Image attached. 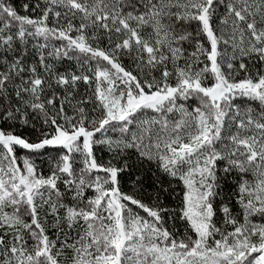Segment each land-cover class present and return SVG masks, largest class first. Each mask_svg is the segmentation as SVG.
<instances>
[{"label": "snow or ice", "instance_id": "obj_1", "mask_svg": "<svg viewBox=\"0 0 264 264\" xmlns=\"http://www.w3.org/2000/svg\"><path fill=\"white\" fill-rule=\"evenodd\" d=\"M0 264H264V0H0Z\"/></svg>", "mask_w": 264, "mask_h": 264}]
</instances>
